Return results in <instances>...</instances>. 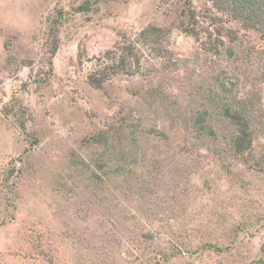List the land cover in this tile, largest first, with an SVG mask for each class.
Segmentation results:
<instances>
[{
	"label": "rangeland",
	"instance_id": "rangeland-1",
	"mask_svg": "<svg viewBox=\"0 0 264 264\" xmlns=\"http://www.w3.org/2000/svg\"><path fill=\"white\" fill-rule=\"evenodd\" d=\"M222 8L0 0V264H264V29Z\"/></svg>",
	"mask_w": 264,
	"mask_h": 264
},
{
	"label": "trees",
	"instance_id": "trees-1",
	"mask_svg": "<svg viewBox=\"0 0 264 264\" xmlns=\"http://www.w3.org/2000/svg\"><path fill=\"white\" fill-rule=\"evenodd\" d=\"M215 4H218V7L222 8L223 3H228L229 5L235 6L234 8V16L235 18H238L240 20H243L242 18L244 15H247L246 20H243V23L251 28V29H264V9L256 8L249 11V8H251V4L255 0H212ZM250 4V5H249ZM246 5H249V7H245ZM225 8V7H224ZM252 17V19H250ZM253 17L255 19H253ZM55 23H58L56 21ZM55 26V25H54ZM163 29L155 27V26H149L145 30L142 31L141 36L145 37L146 43L145 47L149 50L152 49L154 44L160 43L161 40L166 37V35H162ZM185 33H189L187 29H184ZM137 42L139 41H131L129 45L126 47H121V44L118 45L117 50L114 53V56H110L109 60H112L111 65H106L104 68L101 69L100 75L102 78H96L95 76L90 77V84H92L96 88H103L104 83L109 79V76L111 74H118V73H126L130 72V64L131 62L138 61V57L140 54V49L137 48ZM110 54V53H108ZM225 118L229 121H231L235 126L238 127V134L236 135L233 145L238 150V152H242L246 145L251 143V137L249 132V125L246 120H243L242 117H240L239 114L235 110L229 109L226 112V115H224ZM194 127L196 128H209L206 124V120L202 113H198L196 117L194 118ZM204 128V129H205Z\"/></svg>",
	"mask_w": 264,
	"mask_h": 264
}]
</instances>
